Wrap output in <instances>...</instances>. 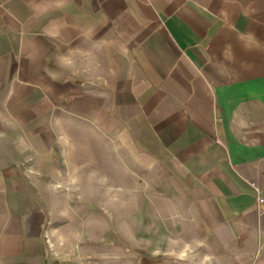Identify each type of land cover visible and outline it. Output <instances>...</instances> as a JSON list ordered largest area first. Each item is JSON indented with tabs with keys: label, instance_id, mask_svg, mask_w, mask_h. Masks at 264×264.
<instances>
[{
	"label": "crops",
	"instance_id": "0c3cea01",
	"mask_svg": "<svg viewBox=\"0 0 264 264\" xmlns=\"http://www.w3.org/2000/svg\"><path fill=\"white\" fill-rule=\"evenodd\" d=\"M83 127L179 203L172 237L264 264V0H0V264H114L50 204Z\"/></svg>",
	"mask_w": 264,
	"mask_h": 264
},
{
	"label": "rangeland",
	"instance_id": "374dc122",
	"mask_svg": "<svg viewBox=\"0 0 264 264\" xmlns=\"http://www.w3.org/2000/svg\"><path fill=\"white\" fill-rule=\"evenodd\" d=\"M94 138L93 131L82 128L80 150L74 151L76 167L59 176L57 191L48 192L58 233L67 245L96 246L97 261L111 258L114 264H156L158 252L168 253L170 247L176 264H217L218 258L228 257L211 239L172 237L194 231L180 214H169L179 203L159 198L156 176L127 168L117 145L105 148ZM104 248L113 254H100Z\"/></svg>",
	"mask_w": 264,
	"mask_h": 264
},
{
	"label": "built area",
	"instance_id": "2783aa9c",
	"mask_svg": "<svg viewBox=\"0 0 264 264\" xmlns=\"http://www.w3.org/2000/svg\"><path fill=\"white\" fill-rule=\"evenodd\" d=\"M255 201L257 205L264 203V189L255 187Z\"/></svg>",
	"mask_w": 264,
	"mask_h": 264
}]
</instances>
